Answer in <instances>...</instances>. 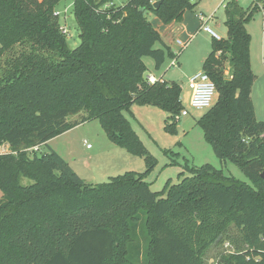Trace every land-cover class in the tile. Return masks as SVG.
Listing matches in <instances>:
<instances>
[{
	"label": "trees",
	"instance_id": "trees-1",
	"mask_svg": "<svg viewBox=\"0 0 264 264\" xmlns=\"http://www.w3.org/2000/svg\"><path fill=\"white\" fill-rule=\"evenodd\" d=\"M60 2L0 0V60L18 44L28 46L0 77V146L11 149L0 154V264H205L209 243L225 236L236 247L218 264H264V121L252 100L247 28L260 7L227 2L228 36L213 38L203 62L217 97L198 120L217 157L251 184L204 164L163 196L165 189L156 192L146 181L156 158L125 113L135 104L156 106L170 114L166 129H175L182 88L149 84L144 62L152 57L160 69L175 54L156 48L161 35L147 14L169 24L195 3L73 0L81 42L71 49L55 14ZM93 119L113 144L144 157L147 170L87 184L56 151H30Z\"/></svg>",
	"mask_w": 264,
	"mask_h": 264
},
{
	"label": "rangeland",
	"instance_id": "rangeland-1",
	"mask_svg": "<svg viewBox=\"0 0 264 264\" xmlns=\"http://www.w3.org/2000/svg\"><path fill=\"white\" fill-rule=\"evenodd\" d=\"M110 1L117 6H123L130 0ZM228 1L194 0L195 6L193 9L195 7L197 9L193 12L198 16H204V18L212 17L209 20V26L221 37H226L225 20ZM259 1L264 3V0ZM236 3L239 8L247 10L251 6L254 7L257 2L256 0H236ZM56 11L62 13L59 15L61 27L68 30V33H66L67 44L69 48L75 49L81 42V31L74 15L73 0H62L59 6L56 7ZM147 16L150 21L155 18L152 13H148ZM217 24L220 27H217ZM247 26L252 37L251 64L256 75L252 100L257 119L264 121V56L260 49L264 33V13L261 10L255 11ZM179 33L178 31L174 34H167L168 38H165L170 39V42L174 41ZM160 42L156 44V47H160ZM212 44L213 38L202 29L189 40L177 66H171L174 58L168 57L161 69H157L155 60L152 57L144 58V62L148 66L147 73L152 71L158 78L170 82L175 81L182 88V104L190 114L178 120L174 130L170 131L165 127L167 123L171 122L169 119L170 114L156 106L135 104L132 107V113H125L146 148L156 158V163L148 172L146 181L150 184L151 189L156 192L165 189L162 193L163 196H166L168 186L178 184L185 177L190 176L191 168L201 167L204 164L222 169L226 175L251 184L249 178L237 165L229 161H221L212 146L206 141L204 131L198 124V120L209 109H195L190 105L192 91L187 81L188 77L194 72L197 73L203 70V59L212 51ZM175 45L179 48L177 43ZM27 47V45L18 44L4 54L0 60V77L3 75L7 61L18 56ZM226 63L224 68L227 75L230 68L228 62ZM76 118L78 119L79 116ZM50 141V144L41 146L38 154L55 151L59 146V149L68 160L64 156L61 157L71 165L87 184L95 185L108 182L111 177L124 174L127 171L143 173L147 170L144 157L133 155L123 148L116 149L118 151L113 153L110 152L112 159L116 158L113 161L109 159V151L113 143L109 140L100 121L97 119L84 122ZM87 144H91L92 147L88 148ZM5 147V149L11 150L10 146L5 145ZM29 181V179L23 178V183ZM2 197L3 192L0 190V199ZM230 232L234 237H237L238 234L233 227ZM231 239L232 236L230 238L225 236L222 239L210 242L203 253L205 264H218L221 256L233 253L236 246Z\"/></svg>",
	"mask_w": 264,
	"mask_h": 264
},
{
	"label": "built area",
	"instance_id": "built-area-1",
	"mask_svg": "<svg viewBox=\"0 0 264 264\" xmlns=\"http://www.w3.org/2000/svg\"><path fill=\"white\" fill-rule=\"evenodd\" d=\"M156 0H152V2H155ZM108 6L113 5V3H109L107 4ZM106 5V6H107ZM55 14L56 15H61L62 13L59 11L55 10ZM200 19L203 21V26L202 29L208 33H210L212 36H214L215 38L220 39V37L216 34V32L207 24V21L212 19L211 18H204V16H200ZM207 19V20H206ZM62 28V27H61ZM63 33L66 35V33H68V30L65 28H62ZM176 43L179 45V49L176 52V55H179L180 52H182V50H184L187 45L188 42L183 41L181 39H177ZM174 56L171 66H177L178 65V60H177V56ZM146 80L149 84H155L157 82H163L164 79L163 78H158L157 76L153 75V74H148L146 76ZM188 84L189 87L192 91L191 93V99H190V105L191 107L195 108V109H210L217 97V87L216 84L211 80L209 74L207 72H205L204 70L190 76L188 78ZM190 114V112L187 109H183L180 114L176 115L175 119L178 121L180 120L182 117L188 116ZM5 145L9 144H3L2 146H0V154H5L10 152L11 150L9 149H5ZM88 148H91L92 145L91 144H87ZM39 151V146L34 147L33 149H30V151Z\"/></svg>",
	"mask_w": 264,
	"mask_h": 264
},
{
	"label": "crops",
	"instance_id": "crops-1",
	"mask_svg": "<svg viewBox=\"0 0 264 264\" xmlns=\"http://www.w3.org/2000/svg\"><path fill=\"white\" fill-rule=\"evenodd\" d=\"M192 1H194V0H192ZM111 3H113L112 1H110ZM256 2L257 3H255V4H257L259 7H260V9H261V11L264 13V3L263 2H261V1H259L258 2V0H256ZM61 3V2H60ZM59 3V4H60ZM114 4V3H113ZM116 5V4H115ZM59 6V5H58ZM198 7V6H197ZM196 7H195V9H193V10H186L184 13H183V15H182V17L179 19V20H175V21H173V22H171V23H169V24H165V23H163L158 17H156L155 15H154V20H151V22H152V24L154 25V27L157 29V31L160 33V35H161V44L159 45L160 47H156V48H170L171 49V51H172V53L173 54H175L176 55V52L178 51V47L175 45V43H176V40L177 39H181V38H183V39H181V40H184V41H186V42H188L189 43V40L193 37V35L194 34H196L199 30H202V26H203V21L200 19V16H198V15H196V13L194 14V12L193 11H196ZM56 10V9H55ZM211 20V19H210ZM207 24L209 25V20L207 21ZM217 27H220L218 24H217ZM247 28H248V26H247ZM180 32L179 34H178V36H177V38H174V41H171L170 42V39H166V38H168V36H167V34H174L175 32ZM249 31V30H248ZM250 32V31H249ZM208 33V32H207ZM216 34L220 37V39L221 38H227V36H228V28H227V26H226V37H221L217 32H216ZM225 34V33H224ZM209 35L212 37V38H215L214 36H212L210 33H209ZM182 36V37H181ZM166 37V38H165ZM170 38V37H169ZM218 39V38H217ZM252 44V43H251ZM186 49V48H185ZM185 49L181 52V54L177 57V60H178V63H179V60H180V57H182V55L184 54V52H185ZM260 49H261V51H262V55L264 56V33H263V36H262V44H261V46H260ZM208 56V55H207ZM206 56V57H207ZM174 56H172V58H173ZM206 57L203 59V62H204V60L206 59ZM168 57H166V59H167ZM166 59H165V61H166ZM146 63V62H145ZM147 65V64H146ZM148 67V66H147ZM162 67V66H161ZM161 69V68H160ZM200 72V71H199ZM198 73V72H197ZM147 74H153V75H155L154 73H152V71L150 72V73H147ZM193 74H196V72H194V73H192V75ZM191 75V76H192ZM156 76V75H155ZM190 77V76H189ZM188 77V78H189ZM188 81V80H187ZM133 107V106H132ZM131 113H132V108H131ZM79 126V125H78ZM48 143L50 144L51 143V141H48L47 143H45V144H42V145H40L39 146V151H40V149H41V146H43V145H48ZM52 149H54L53 147H51ZM60 147L58 146V148L57 149H55V151L57 152V153H59L62 157L64 156L63 155V153L61 152V150L59 149ZM119 148H121V147H119V146H117V145H115V144H113L112 145V148L110 149V151H109V156H110V158L109 159H111L112 161H113V159H115L116 157H114L113 159H112V156H111V154H110V152H116V151H118V150H116V149H119ZM65 157V156H64ZM66 158V157H65ZM67 159V158H66ZM68 160V159H67Z\"/></svg>",
	"mask_w": 264,
	"mask_h": 264
},
{
	"label": "water",
	"instance_id": "water-1",
	"mask_svg": "<svg viewBox=\"0 0 264 264\" xmlns=\"http://www.w3.org/2000/svg\"><path fill=\"white\" fill-rule=\"evenodd\" d=\"M162 2L163 0H158V1H155L153 5L155 8H158ZM261 176L264 178V172H262Z\"/></svg>",
	"mask_w": 264,
	"mask_h": 264
}]
</instances>
